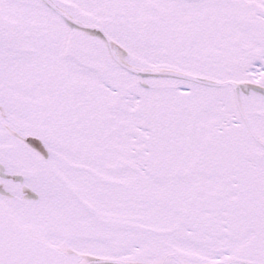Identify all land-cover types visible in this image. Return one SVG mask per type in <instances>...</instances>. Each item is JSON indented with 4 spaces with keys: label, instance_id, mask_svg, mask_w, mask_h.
I'll return each instance as SVG.
<instances>
[{
    "label": "snow or ice",
    "instance_id": "obj_1",
    "mask_svg": "<svg viewBox=\"0 0 264 264\" xmlns=\"http://www.w3.org/2000/svg\"><path fill=\"white\" fill-rule=\"evenodd\" d=\"M0 264H264V0H0Z\"/></svg>",
    "mask_w": 264,
    "mask_h": 264
}]
</instances>
